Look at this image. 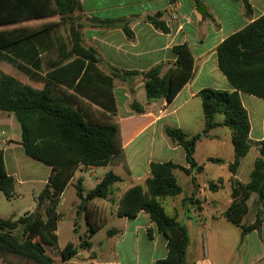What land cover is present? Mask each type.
Returning <instances> with one entry per match:
<instances>
[{"label": "trees", "instance_id": "obj_1", "mask_svg": "<svg viewBox=\"0 0 264 264\" xmlns=\"http://www.w3.org/2000/svg\"><path fill=\"white\" fill-rule=\"evenodd\" d=\"M196 2L199 4L200 0ZM243 2L246 14L251 15L249 0ZM81 12V0H0V27L59 17L58 21L45 22L37 29H0V61L11 64L31 80L43 84L41 88H32L16 76L0 70V111L15 114L21 126V144L25 154L50 167L52 172L38 197L35 212L17 220L0 217V259L5 264H12L9 257L27 264H56L47 248L52 251L59 249L56 233L60 221L58 206L75 172L81 165L106 166L123 150L121 125L112 118L117 115L114 80H126V77L133 80L142 76L149 102L161 99L171 102L192 77V57L182 45L174 47L179 58L163 76L162 65L147 72L111 69L110 74H105L98 66L97 51L85 44L78 18ZM157 15L151 23L156 29L169 33L159 20L161 13ZM123 29L128 37L133 36L127 25ZM216 52L219 69L234 90L206 88L199 92L206 120L203 132L188 138L180 128H165L166 135L185 149L191 169L173 162H153L150 164L151 177L145 186L131 187L119 203V217L136 219L141 212L146 213L158 232L167 239L168 254L155 264H188V229L176 217L167 214L163 201L175 198L183 191L175 171L192 175L197 186V176L193 171L199 173L202 170L194 158L198 141L218 126L229 127L233 132L235 149V161L229 165L233 175L251 149V124L241 93L264 99V15L225 39ZM82 103L97 106L102 116L109 119L86 115ZM131 108L138 113L144 111L136 101ZM218 114L225 115L223 123L215 122ZM259 152L250 181L233 180L232 203L223 214L228 222L242 229V240L262 223L264 139ZM211 161L223 163L221 159ZM122 181L120 176L109 172L86 196L83 181L78 180L75 184L81 202L79 213H85L89 228L88 235L78 244L68 242L59 249L64 261L75 258L80 249L92 247L89 238L101 229L106 220H98L89 204L95 199H108L112 188ZM15 183V178L7 172L4 154L0 150V192L9 200L15 197ZM218 187L210 184L213 191ZM254 194L258 196L256 219L246 225L243 221L249 213L248 202ZM116 233L117 230H111L107 235L112 237Z\"/></svg>", "mask_w": 264, "mask_h": 264}, {"label": "crops", "instance_id": "obj_2", "mask_svg": "<svg viewBox=\"0 0 264 264\" xmlns=\"http://www.w3.org/2000/svg\"><path fill=\"white\" fill-rule=\"evenodd\" d=\"M217 1L219 0H200L198 4L196 0H81L82 12L78 14V18L82 25L85 44L97 51L100 59L98 66L105 74H110L111 69L122 72H147L155 66L162 65L161 75L163 76L178 60L179 56L175 53L174 47L180 45L185 46L190 53L193 68L191 79L181 87L171 102L164 99L149 102L142 76L134 77L133 80L130 79L131 77H126V80L119 78L114 80L117 115L112 118L121 125L123 150L113 157L106 166L81 165L75 172L58 206L60 221L56 233L59 249L65 246L61 245L60 227L62 218L66 215L60 212V209L64 203L66 193L70 189L74 190V199L71 206L76 215L82 214L84 216L85 237L88 235L89 225L85 213H79L81 202L75 189L78 180L83 181L82 186L86 196L109 172H113L123 179L122 182L112 188V194L108 199H95L89 204L98 220H106L98 232L103 231L110 224L111 227L109 230L108 228L105 230L103 240L93 241L98 232L90 237L89 241L92 243V247L90 249H80L78 255L69 261H64L60 257L59 249L52 251L47 248L48 252L54 256L56 264H155L156 261L167 256V239L158 232L156 225L151 221L148 214L141 212L136 219H128L119 217L117 211L120 200L127 190L135 185L145 186L146 180L151 177V163L173 162L191 169L186 161L185 149L166 135L165 128H180L188 138L203 132L206 120L205 115L203 117L198 116L199 109L201 108L203 111L199 92L206 88L229 92L234 90L219 69L216 50L225 39L264 15V0H249L252 6L251 15L246 14L243 0H220L233 3L235 7V11L230 15L227 25L221 22V17L215 8ZM201 5L206 7L204 15L197 11ZM158 13H161L159 20L166 25L169 33L156 29L151 23L157 18ZM149 18H153V20L149 21ZM29 22L32 23L33 21ZM125 25L133 33L131 38L127 36L123 29ZM241 99L248 112L251 124L249 136L251 149L248 155L241 160L237 173L233 175L229 170V165L235 161V149L233 132L229 127L225 125L218 126L198 141L194 154L195 160L199 146H215L221 151H230L226 155L224 153H208L203 161L198 162L196 160L197 164L202 167L200 174H207L209 166L214 164L211 161L212 159L223 160V163L218 164L219 169L222 171L216 175V180L205 179L206 183L200 182L197 178V186L193 183V187L189 186L187 193L177 175L178 172H184H174L183 191L175 198L165 199L163 206L167 212L166 205L169 204L170 208L175 210L176 215L167 214L176 217L181 223L180 217L189 219L191 215L201 216L205 220L210 217L214 220L225 218L223 214L232 203L233 180L243 183L250 181L255 161L260 157V144L264 139V99L244 93H241ZM134 101L143 107V113L132 110L131 104ZM82 108L86 115H88L87 111L91 109H96L102 115L97 106L82 103ZM196 117H200L199 120H195ZM131 118L141 121L138 127L131 128L123 125V123H128L127 121ZM170 120L173 123H170ZM224 120V114L215 116V122L217 123H223ZM193 124L200 131H189L187 129V126ZM21 143L22 131L18 126L15 114L0 111V150L4 154L7 172L16 181L15 197L22 196L21 193H17V185H28L30 189L36 185H41V193L52 173L50 167L41 163L43 166H38L31 162V160H35L25 154ZM131 150H135L137 154L138 152L143 153L132 157L129 155ZM166 152H170V155H164ZM178 152L180 161H177ZM124 153L126 159L115 160ZM148 153L149 155H147ZM113 161L115 162L113 163ZM137 167H143V172L139 173ZM100 168L109 171L97 176L96 172ZM193 173H195V170ZM188 176L192 179V175ZM212 183L219 186L217 190H211L210 184ZM89 184L91 186L87 187ZM224 189H227L229 199L226 209L222 212L218 210L222 205L219 195ZM39 195H34L33 208L35 210ZM257 199L256 194L250 198L248 202L249 213L251 211L250 203L253 202L254 205ZM211 210H215V212ZM260 210L263 217L264 204L260 206ZM113 222L115 223L113 224ZM202 223L199 221V225H204ZM81 224L82 221L79 224L75 223L73 230L80 227ZM243 224H245V219ZM111 230H117V233L109 237L107 233ZM140 234H147L149 238L144 244L139 241ZM68 242H74V240L69 239ZM78 242L80 240L75 241L76 244ZM262 245L261 248L264 252V243ZM248 246L249 244L244 242L240 243L236 249L244 248L245 250ZM144 250L146 253L143 256ZM221 250V246L217 247L214 244L213 247H210L203 243V247H200L199 256L188 260V264H219V261L225 258H221L225 255V253L222 254L223 251ZM257 256V254H254L247 263L242 262L241 264H264V254L261 257ZM2 261L0 259V264H2Z\"/></svg>", "mask_w": 264, "mask_h": 264}, {"label": "rangeland", "instance_id": "obj_3", "mask_svg": "<svg viewBox=\"0 0 264 264\" xmlns=\"http://www.w3.org/2000/svg\"><path fill=\"white\" fill-rule=\"evenodd\" d=\"M215 8L217 9V12L219 16L221 17V22L224 23V25H227L229 23V17L232 13L235 11V7L233 3L230 2H224V1H217L215 3ZM53 20H59V17H52L48 19H42L41 21H33L31 22H23L16 24V27L18 28H28V29H37L40 28L45 22H50ZM15 27V25H14ZM13 26H5V27H0V29L3 28H14ZM0 70L1 71H6L7 73H10L19 79L20 82H22L24 85H27L32 88H41L43 84L38 83L34 80H31L25 73L17 69L16 67L14 68L11 64H8L5 61H0ZM87 114L90 117H98L100 119H109V117H104L100 115L96 109H91L87 111ZM200 117H203V111L200 108L199 109V115ZM224 117L223 115H221ZM200 117H196L195 120H199ZM220 117V116H218ZM18 122V121H17ZM128 123H123L125 126H130L131 128H136L139 126V123L141 122L138 119L131 118L127 121ZM170 123H173L172 120H170ZM18 126L20 127V124L18 122ZM187 129L189 131H200L197 126L194 124L192 126H187ZM230 150H223L221 151L219 148L215 146H199L197 150V155H196V160L198 162L203 161V158L205 157L206 154L208 153H224L225 155L229 153ZM132 157L136 155H141L143 152H137L135 150H131L129 152ZM151 153V152H149ZM149 153L147 155H149ZM164 155L169 156L170 152H166ZM178 158L177 161L179 160V152L177 153ZM183 158V155H182ZM120 159H126L125 153L124 155H119L115 160H120ZM30 160V159H29ZM38 166H43L40 163H37L36 161H32ZM115 161H113L114 163ZM25 164V163H23ZM139 173L143 172L144 168L143 167H137L136 168ZM27 171V170H25ZM109 170H105L104 168L98 169L96 172L97 176L102 175L103 173L108 172ZM207 174L203 173H197L195 172L197 178H199L200 182H205V179H217V176L219 173H221V169H219L218 164H212L209 166L207 169ZM41 174L40 172H36ZM179 181L184 188L185 192L187 193L189 191V186L192 188L193 187V182L190 176L178 172L177 173ZM223 175V174H221ZM241 178H243L241 176ZM91 185L89 184L87 187H90ZM41 185H36L32 187L31 189L29 188L28 185L26 186H19L17 185V193H21V197H15L11 200L7 199L2 192H0V217L2 218H13L14 220H17L18 218L24 216L27 213H33L35 211L34 206V195H39ZM227 187V186H225ZM35 193V194H34ZM220 198H221V206L218 208L219 211H224L227 206V202L229 199V193L227 189H224L220 193ZM74 199V190L70 189L67 191L64 203L61 207L62 213H65L66 215L62 218V223L60 227V237H61V245L64 246L66 245L67 241L69 239H72L75 241H79L80 238H84L86 235L85 228H84V216L81 215H76L75 210L71 206L72 201ZM251 205V211L250 213L245 217V224H250L252 221H255L256 219V207L255 204L253 205V202L250 203ZM167 207V213L169 215L175 216V210L171 209L169 204L166 205ZM212 212L215 210H211ZM182 223L187 227L189 235L191 236L190 238V245L188 248V260L193 259L195 257L199 256L200 253V247H203V243L209 245L210 247H213L214 244L218 247L221 246L222 254L225 253L224 256L221 258L225 257L224 259L219 261V264H241L242 262L247 263L252 255L257 254V257H261L264 252L262 251L264 243V216L262 217V223L260 224V227L247 234L244 239L242 240V229L233 225L232 223L228 222L225 218L223 219H212L211 217L206 219H203L201 216L198 215H191L188 218L185 217H180ZM82 221V224L80 227L77 228V230H73V225L75 223L79 224ZM199 221L203 222L202 224L204 225H199ZM115 222H113L114 224ZM206 224V226H205ZM111 224L108 225L103 231L98 232L94 238L93 241H100L104 239V232L108 228L110 229ZM18 232V231H15ZM148 236L147 234H140L139 236V241L144 244L145 242L148 241ZM248 243L249 246L247 249L244 250V248H241L240 250H237L236 248L239 246L241 243ZM221 244V245H219ZM226 244V245H225ZM262 245V248H261ZM226 246V247H225ZM214 250V249H213ZM146 251L144 250L145 255ZM228 255L226 256V254ZM8 261L11 262L12 264H27L24 261H21L17 258L9 257ZM2 264H5L2 261Z\"/></svg>", "mask_w": 264, "mask_h": 264}, {"label": "water", "instance_id": "obj_4", "mask_svg": "<svg viewBox=\"0 0 264 264\" xmlns=\"http://www.w3.org/2000/svg\"><path fill=\"white\" fill-rule=\"evenodd\" d=\"M201 15H204L206 13V7L204 5H201L197 10ZM153 18H149V21H152Z\"/></svg>", "mask_w": 264, "mask_h": 264}]
</instances>
